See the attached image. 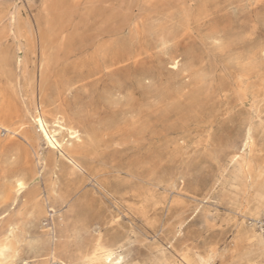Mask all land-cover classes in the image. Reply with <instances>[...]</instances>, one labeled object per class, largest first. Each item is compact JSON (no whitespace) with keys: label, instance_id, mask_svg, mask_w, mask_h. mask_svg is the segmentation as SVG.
Returning <instances> with one entry per match:
<instances>
[{"label":"rangeland","instance_id":"374dc122","mask_svg":"<svg viewBox=\"0 0 264 264\" xmlns=\"http://www.w3.org/2000/svg\"><path fill=\"white\" fill-rule=\"evenodd\" d=\"M263 54L264 0H0L5 264H44L52 250L83 264L98 240L124 264H182L176 250L264 264L242 232L264 241V205L249 211L241 168L216 164L250 125L264 155ZM40 99L50 125L57 115L79 131L82 170L58 152L55 167L38 163L28 137Z\"/></svg>","mask_w":264,"mask_h":264},{"label":"bare ground","instance_id":"6f19581e","mask_svg":"<svg viewBox=\"0 0 264 264\" xmlns=\"http://www.w3.org/2000/svg\"><path fill=\"white\" fill-rule=\"evenodd\" d=\"M72 54V51L66 52V56H70ZM40 55V70L42 75L47 68L46 50L43 45L40 48ZM260 110V105L256 104L255 111L259 113ZM29 114L31 116L30 118L33 129L30 133L31 135L28 137V140L31 142L33 147L35 145L37 146L34 147V149L36 156H38V163L40 164L41 162H43L46 166L52 165V167H55L57 161L54 157V154L58 152L60 153V156L65 159L72 167L82 170V165L76 157V155L80 154L82 151V148L80 146V142L82 141V139L79 131L66 126L63 120L57 115H51L54 120L52 122V125H50L46 119L47 113L43 109V103L41 99L39 100V103L37 105H34L33 110L29 111ZM0 129L6 132H11L10 127L5 125V123L1 121V119ZM64 133H66L69 137L71 144H69L68 141H65V138H58L59 134ZM41 142H45V144L49 147L48 155L44 158L39 157V152L37 151V148L40 147ZM221 146L222 145H220V148H222ZM259 150L260 143L258 137L256 135L254 127L250 125L241 144L238 142L234 143V145L228 148V151H223L224 154L220 159L218 158L216 160L217 167H226L225 165L227 163H230L241 168L244 177L242 186L244 201L246 204V208L249 211L254 212V214H256L264 205V155L259 154ZM21 185L23 186L21 187ZM13 189L16 194H22L27 190V185L24 181L17 180L14 183ZM205 198H207V195ZM48 206V208H51L50 212L55 214V209L49 204ZM117 218V216L112 218V223L118 222ZM242 232L245 233V235L251 234L250 238L264 247V241L259 235H256L254 232H246L244 229H242ZM129 242L132 241L129 240ZM11 249L12 246L8 240L5 243L0 244V264H5L7 262ZM175 252L182 264H206L208 260L213 259V253L211 252L209 253V258L207 260L204 257L194 258L189 251L176 250ZM123 261L124 257L121 253L115 251V249L106 247L101 240H98L97 244L84 258L83 264H124ZM44 264H67V262L59 257L55 250H52L49 261ZM154 264H176V260L174 256L170 257L162 254Z\"/></svg>","mask_w":264,"mask_h":264},{"label":"snow or ice","instance_id":"6c2138e0","mask_svg":"<svg viewBox=\"0 0 264 264\" xmlns=\"http://www.w3.org/2000/svg\"><path fill=\"white\" fill-rule=\"evenodd\" d=\"M23 185H21V187H22Z\"/></svg>","mask_w":264,"mask_h":264}]
</instances>
